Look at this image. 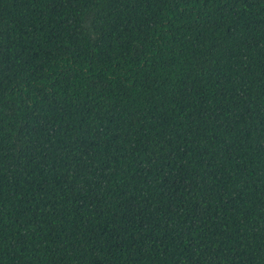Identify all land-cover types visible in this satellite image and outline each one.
Segmentation results:
<instances>
[{"label":"trees","instance_id":"16d2710c","mask_svg":"<svg viewBox=\"0 0 264 264\" xmlns=\"http://www.w3.org/2000/svg\"><path fill=\"white\" fill-rule=\"evenodd\" d=\"M0 264H264V0H0Z\"/></svg>","mask_w":264,"mask_h":264}]
</instances>
